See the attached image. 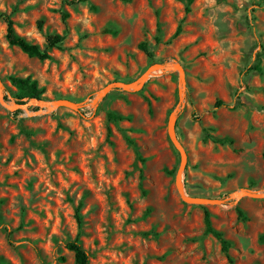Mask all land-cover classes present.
<instances>
[{"label":"rangeland","instance_id":"rangeland-1","mask_svg":"<svg viewBox=\"0 0 264 264\" xmlns=\"http://www.w3.org/2000/svg\"><path fill=\"white\" fill-rule=\"evenodd\" d=\"M73 1L0 0L30 42L65 37L40 61L0 17V264H77L74 240L89 264H231L205 209L233 264H264V198L241 195L264 192V0Z\"/></svg>","mask_w":264,"mask_h":264},{"label":"trees","instance_id":"trees-1","mask_svg":"<svg viewBox=\"0 0 264 264\" xmlns=\"http://www.w3.org/2000/svg\"><path fill=\"white\" fill-rule=\"evenodd\" d=\"M78 1H86V0H75L73 2H70L71 5L77 3ZM126 1V0H122ZM191 1V0H190ZM189 1V2H190ZM0 17H2L8 24V33H7V40L10 44V46L19 48L22 52L29 55L30 57H34L39 59L40 61H45L51 58L50 53L53 49H62L65 37L60 34H51L47 36L46 39V45L44 48H42L38 44H34L27 40L26 38L18 35L14 29V23L10 16L5 14H0ZM69 17V14L64 12L63 13V19L66 20ZM264 49V46H262ZM140 48L142 51L146 53L148 58L153 62L154 60V54L151 50L148 43H142L140 45ZM257 69H259V66H256ZM12 83L20 89L22 92H25V96L27 97H33V98H40L41 91L38 88V83L36 81H32L29 78L22 79V78H12ZM226 104L222 100H218L215 104L216 109H221L225 107ZM108 118L111 121L118 122L122 121L124 118L121 115H118L116 113H109ZM216 132L215 128H203V137L202 141L204 143H207L209 141L213 142L216 145L221 146H232L233 140L230 138H220L214 136L213 133ZM130 143L133 145V142L130 141ZM140 159L144 162L145 160L141 158V155L138 154ZM81 205L77 208L76 211V219L78 222L79 227L81 228L83 226V216L80 213ZM239 217L246 219L244 212L239 209L238 210ZM212 216L211 213L205 209V234L213 236L221 245V250L228 259V261L233 264L234 259L231 257L229 251L231 248V243L229 240H227L224 236V234L215 229L212 224L211 220ZM261 240L264 241V235L261 237ZM66 248L73 252L75 255V261L77 264H89L90 256L88 252L83 248L82 244L79 242V240L70 241L67 243Z\"/></svg>","mask_w":264,"mask_h":264},{"label":"water","instance_id":"water-1","mask_svg":"<svg viewBox=\"0 0 264 264\" xmlns=\"http://www.w3.org/2000/svg\"><path fill=\"white\" fill-rule=\"evenodd\" d=\"M156 67H157L158 69H160V70H163V71H174V70H179L180 73L182 72V68H181V66L178 65V64H174V65H163V64H158V65H156ZM149 74H150V71L147 72L146 77H148ZM3 103H4V102H3ZM58 103H60V102H56V103H54L53 105L56 106V105H58ZM4 104H5V103H4ZM20 107H22V106H20ZM9 108H13V107L9 106ZM175 119H176V117L173 116V117H172V120H171L170 131H171V133H172V135H173V137H174V142H175V144H176V147L178 148V150L180 151V153H181V155H182V163H181V167H180V169H179V171H178V174H177V186L179 187V190H180V192H181V194H182V197H183L187 202L195 203L193 200H188V199H186L185 196H184V195H185V192H184L183 185H182V183H181V177H182V174H183V170H184V168H185V165H186V155H185L184 151L182 150V148L180 147V145H179V143H178V141H177V139H176V137H175V132H174L173 124H172L173 120H175ZM241 195H247V196H251V197H254V198H264V192L261 193V194L254 193V192H242ZM205 202H211V201H208V200H207V201H205Z\"/></svg>","mask_w":264,"mask_h":264}]
</instances>
